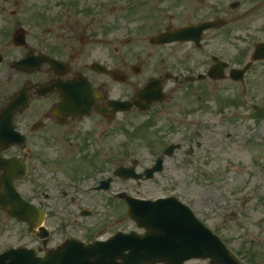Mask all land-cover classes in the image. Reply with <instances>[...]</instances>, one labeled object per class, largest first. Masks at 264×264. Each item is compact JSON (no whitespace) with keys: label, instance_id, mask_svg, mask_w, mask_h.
Listing matches in <instances>:
<instances>
[{"label":"flooded vegetation","instance_id":"1","mask_svg":"<svg viewBox=\"0 0 264 264\" xmlns=\"http://www.w3.org/2000/svg\"><path fill=\"white\" fill-rule=\"evenodd\" d=\"M208 3L209 0H201L199 10L203 11ZM69 4L70 0L61 2V12L51 25H32L31 21L24 24L25 44L13 42L15 32L22 28L19 22L7 28L0 27V193H4L2 177L13 176V186L22 200L45 213L44 225L49 237L45 240L33 234L28 223L9 215L10 207L0 209L4 213L0 215L9 223L27 227L29 238L38 243L34 249L39 256H45L49 249L59 247L72 237L89 244L104 241L120 231L132 230L123 228L128 206L118 197L129 185L126 180L115 177L118 168L132 166L143 150L138 139H135L136 146L126 139L127 129L133 125L128 122V115H142L146 120L132 128L147 127L152 122L160 130L162 127L169 130L168 135L189 139L186 137L191 135L182 133L181 129L190 126L191 119L186 120L184 116H191V104L183 100L180 109L173 106L174 97L180 93L188 100L192 95H203L207 84L194 85L212 81L197 79L214 65L209 52L223 35V28L206 31L200 47L193 42L140 43L135 45V52L125 51V56H120L121 49L127 45L129 50L133 43L128 41L114 46L113 53L111 30L105 27V19L95 15L96 11H78L76 4ZM219 5L223 6L218 1L216 8L210 10H216L212 20L223 13ZM170 6L174 11L175 6ZM194 12L192 22L178 26L170 24L168 28L175 31L211 20ZM4 13L0 11V16ZM10 13L19 14L17 11ZM239 18L243 16L233 18L231 23ZM182 19L175 14L169 18L172 24ZM249 19L251 25L259 28L256 33L264 41V13L253 12ZM234 39L239 47L241 39ZM216 45L214 48L218 52H213L219 54L221 50ZM253 52V48H241L233 57V66H244ZM112 53L118 56L113 57ZM42 54L60 64L51 65L49 58L39 63L38 56ZM27 56L29 62L17 67L16 64ZM241 58L246 61L241 63ZM196 67H203V72L197 76ZM258 67H264V62L255 63L246 77L264 81V76H253ZM151 81L158 82L154 88L157 94L159 88L163 89L164 101L146 107L148 101L142 100L139 107L128 112L114 111L112 100L134 102L138 92ZM23 90L22 107L12 116L3 115V109ZM213 92L214 89L206 94ZM145 109L148 111L143 112ZM177 130L179 132L174 135ZM201 136L196 132L197 138ZM183 139H171L170 144L177 143L180 147L170 159L177 156L186 161L200 157L204 144L194 140V147ZM165 148L160 154L155 151L154 160L163 156ZM140 163L139 160V172L149 167L143 169ZM117 183H125V186L116 189ZM112 210L120 214L116 224L111 221ZM84 212H89L90 216L85 217L87 213ZM29 216H32L31 211ZM116 226L118 230L113 231Z\"/></svg>","mask_w":264,"mask_h":264},{"label":"rangeland","instance_id":"2","mask_svg":"<svg viewBox=\"0 0 264 264\" xmlns=\"http://www.w3.org/2000/svg\"><path fill=\"white\" fill-rule=\"evenodd\" d=\"M15 1L0 0V11L5 12L7 15L5 19L0 17V27L6 28L9 23L11 25L13 21H16L15 18L9 15L11 10H20L22 14L20 18L27 17V21H31L32 25H40V23L51 25L53 22L48 21L46 17H42V14L47 13L53 17L54 14L58 16L57 12H61L60 4L62 0H17L21 4L20 7L15 5ZM101 1V6H97L96 10L99 11L101 16L104 13L109 17L108 12L110 13L113 33L119 35V37L114 38V42H119L125 37L127 26L136 29L134 33L135 44L133 43L129 50H127L126 45L125 48L121 49L120 56H125V51L127 53L135 52L137 50L136 44L145 43L149 45L151 37L168 26L166 16L169 15L170 11L166 8L170 3L175 6L174 12L180 14L179 19L183 18L179 20L180 23L178 21L173 24L170 22L174 26L192 22V13L201 3V0H167L165 2L164 0ZM218 1L223 4V6L219 5L223 8L221 16L230 20L232 17L238 18V16H241L242 11L257 0H209L207 9L205 8L200 13H194L203 18L212 19L216 10H210L216 8ZM234 2H240L242 8L230 9V5ZM262 11L264 12V9ZM262 11L260 15L263 14ZM129 16L132 17L129 18ZM80 20H82L81 17ZM84 20L87 21L88 19ZM238 20L242 21H235L222 29V37L217 40V45L213 44V49H211L213 51L217 50L214 48L216 45L223 52L226 60L233 59L237 53L241 52V48L246 47L247 43L250 44L249 33L247 32L251 26L249 18L244 17ZM125 21H131L132 23L123 24ZM140 23H144L146 26L140 28ZM239 36L241 41L238 42V47L233 40ZM244 37H247L249 42L244 43ZM114 46L112 48L113 53H115ZM147 47L151 48L150 46ZM117 56L118 54H113V57ZM239 61L243 63L246 60L241 58ZM202 72L203 67H196L195 76ZM256 75L264 76V67H258L254 76ZM214 83L217 84V89H221L218 95L215 96L216 100L207 98L203 103L204 99L200 103H196L197 95H192V98L186 100L182 94H175L173 106L181 109L184 100L189 101V103L192 101L193 109L201 107L204 109L203 112L205 113L203 114L192 111L190 117L185 115L186 120L190 118L191 122L195 119L197 122H202V117L205 118L204 121L206 122L208 121L207 118H216V121L220 122V124H216L217 127L208 130L200 129L201 131H199L194 126L181 129L182 133L191 135V137H186L189 139L168 135L169 130H163V127L160 130L152 125L151 120H149L148 129L143 130V135H139L140 131L132 127L140 122H145L144 116L132 115V113L128 115V122L133 123V125H129L126 139L133 146L137 145L135 139H138V143L142 146L143 150L140 151V158L144 166L141 168L152 165V162L156 161L154 160L155 151L158 150L157 152L160 154L163 148L172 142L171 139L176 141L183 139V141L192 143L194 147L195 141L199 140L204 144V148L199 153L200 160L187 158L185 161L184 157L177 156L171 159L166 158L164 172L156 175L153 180L140 182L139 186L137 185L138 182L130 180L127 181L128 183L126 182V185L133 188L131 192L135 196L144 199L155 200L170 196L178 197L185 204L192 207L197 216L226 242L228 247L238 258L242 259L244 264H264V122H223L221 116L237 114L236 109L244 113L249 111L250 107H238L232 87L233 81L230 79L221 82H200L194 87L208 84L207 87L211 90ZM260 86V89H264V82ZM200 88L203 89V87ZM247 103L250 105V102ZM180 119H183L182 116ZM132 131L134 132L131 133ZM178 132V130L175 131L174 135ZM196 132H200L202 136L197 138ZM168 137L171 139H168ZM158 147L162 149L159 150ZM205 152L207 153L205 154ZM137 157L139 158V156ZM123 186H125V183L115 184L116 189L123 188ZM136 190L140 191L138 195ZM245 198H247L246 204L242 207ZM0 213L4 215V213ZM115 213L118 214L115 215ZM110 214L111 221L116 224L117 219L120 218L119 212L112 210ZM3 215H0V253L10 246L37 247L36 239L29 238L26 226L9 223L5 221L7 219ZM123 226L124 229L129 230L134 227V224L127 218ZM118 228L116 226L113 231L118 230ZM187 264L210 263L209 261L193 260Z\"/></svg>","mask_w":264,"mask_h":264},{"label":"water","instance_id":"3","mask_svg":"<svg viewBox=\"0 0 264 264\" xmlns=\"http://www.w3.org/2000/svg\"><path fill=\"white\" fill-rule=\"evenodd\" d=\"M207 27L209 26H204L199 31L202 32ZM190 32L192 31L168 32L158 36L154 41L156 43L188 41L190 38L185 36ZM260 47L262 53L264 45ZM217 70L223 71V68L217 67ZM11 106L13 105L11 104L9 108ZM245 117L240 116L239 119ZM232 119L234 118H229ZM173 150L171 149L170 153ZM161 170L162 161H159L154 171ZM118 175L131 177L129 174L123 175V172ZM5 181L8 190L10 180L7 178ZM127 202L130 205L131 218L139 228L147 229L145 235L119 234L109 242L89 246L72 241L66 247L50 253L45 259L30 256L31 253H25L27 251L24 250H12L0 256V264H20L19 258L30 260L31 264H185L192 259H210L212 264H238L222 241L176 198L141 202L128 197ZM13 206L14 209L10 212L12 216L22 221L29 220L27 216L29 210L26 207L18 201H15ZM38 225L39 221L31 223L32 230Z\"/></svg>","mask_w":264,"mask_h":264}]
</instances>
